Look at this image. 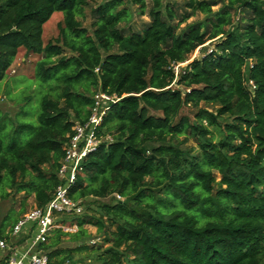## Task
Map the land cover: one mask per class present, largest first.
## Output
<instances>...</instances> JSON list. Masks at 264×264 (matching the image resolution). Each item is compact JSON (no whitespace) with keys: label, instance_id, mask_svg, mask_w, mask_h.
<instances>
[{"label":"trees","instance_id":"16d2710c","mask_svg":"<svg viewBox=\"0 0 264 264\" xmlns=\"http://www.w3.org/2000/svg\"><path fill=\"white\" fill-rule=\"evenodd\" d=\"M134 14L148 19L133 28ZM213 40L174 87V66ZM21 50L41 56L40 98L31 116L29 96L16 120L0 115L3 239L25 213L15 195L51 199L73 126L101 91L116 99L67 188L84 210L75 232L55 228L38 245L48 264H264V0H0V82Z\"/></svg>","mask_w":264,"mask_h":264},{"label":"built area","instance_id":"2783aa9c","mask_svg":"<svg viewBox=\"0 0 264 264\" xmlns=\"http://www.w3.org/2000/svg\"><path fill=\"white\" fill-rule=\"evenodd\" d=\"M115 99L101 91L94 94L88 120L73 126V134L58 169V177L62 182L55 188L51 199L45 206H35L18 218L8 231L11 242L0 236V250L9 251L7 256H3L1 264H48L46 252L38 248V245L45 242L51 231L57 227L55 218L58 213L81 211L78 203L68 197L67 188L75 177L82 157L98 144L96 128L109 104ZM117 197L119 198L118 195ZM25 234H29V237L22 244H14Z\"/></svg>","mask_w":264,"mask_h":264},{"label":"rangeland","instance_id":"374dc122","mask_svg":"<svg viewBox=\"0 0 264 264\" xmlns=\"http://www.w3.org/2000/svg\"><path fill=\"white\" fill-rule=\"evenodd\" d=\"M146 2V6L150 5V0H144ZM138 5H133L132 9L137 10ZM218 5L213 6V9H216ZM203 15L201 13H196L192 16L188 21L201 19ZM62 13L54 12L49 20L43 26V41L46 43L47 41L53 40L57 36V23L61 21ZM146 15L139 16L138 14H134L131 24L133 28H139L142 20H147ZM83 25L88 27L89 24V12H86V17L83 20ZM213 41H207L203 45L198 46L194 52L190 55L187 61L177 63L174 71H175V79L172 85L175 87V81L179 75V72L182 68H184L187 63H189L192 59L199 57L205 53H208L211 48L214 46ZM41 56L36 54H25L23 50L19 51L16 58L14 59L9 71L7 72L5 78L0 82V115L5 116L4 118H9L11 120H16L17 113L19 111V107L23 105V97L29 96L31 100L27 102L23 107L24 112H27L28 116H31L33 113L35 114V110L38 107L39 95H37V83L34 77V65L35 62L40 59ZM210 108V107H209ZM211 109V108H210ZM183 113L188 114L193 117V112L191 109L184 107ZM30 114V115H29ZM187 144H193L192 140L188 139ZM14 202L12 204L13 208L18 211L21 208H24L25 212L35 207L33 195L29 196L25 199V203H21L22 195L17 194L14 197ZM12 200H1L0 201V212L4 213L11 205ZM24 205V206H23ZM93 207V206H92ZM84 208L81 205V211L83 212ZM76 214L74 213H58L55 220L57 222L56 228H61L65 232H75L77 230L76 226H70L69 223L72 221V218ZM89 231V236L86 241L92 245L100 242L101 237L97 234L96 228L93 226H86ZM8 230V228L6 229ZM24 242L23 237L19 238L15 241L14 244H22ZM62 246H68L73 248L74 241L69 238V236H64L61 242ZM9 251H2V256H7ZM80 255L75 254L73 259H80ZM64 264H71L69 261H66ZM85 264V263H83Z\"/></svg>","mask_w":264,"mask_h":264},{"label":"crops","instance_id":"0c3cea01","mask_svg":"<svg viewBox=\"0 0 264 264\" xmlns=\"http://www.w3.org/2000/svg\"><path fill=\"white\" fill-rule=\"evenodd\" d=\"M0 258H3V256H2V252H0Z\"/></svg>","mask_w":264,"mask_h":264}]
</instances>
